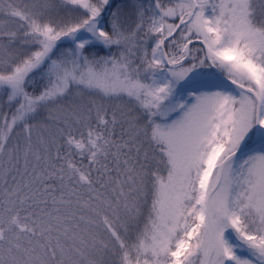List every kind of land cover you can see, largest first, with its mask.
I'll list each match as a JSON object with an SVG mask.
<instances>
[{"label": "snow or ice", "instance_id": "obj_1", "mask_svg": "<svg viewBox=\"0 0 264 264\" xmlns=\"http://www.w3.org/2000/svg\"><path fill=\"white\" fill-rule=\"evenodd\" d=\"M0 264H264V0H0Z\"/></svg>", "mask_w": 264, "mask_h": 264}]
</instances>
